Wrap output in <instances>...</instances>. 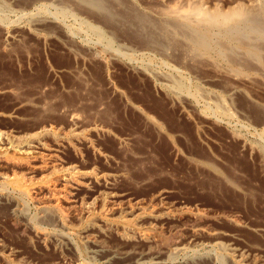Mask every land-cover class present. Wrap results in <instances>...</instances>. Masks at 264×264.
Segmentation results:
<instances>
[{"label":"rangeland","instance_id":"rangeland-1","mask_svg":"<svg viewBox=\"0 0 264 264\" xmlns=\"http://www.w3.org/2000/svg\"><path fill=\"white\" fill-rule=\"evenodd\" d=\"M37 1L0 0V131L44 133L34 157L26 141L0 154V175L36 185L35 202L0 185V264H264V56L183 66L86 7ZM47 185L65 223L37 204Z\"/></svg>","mask_w":264,"mask_h":264},{"label":"bare ground","instance_id":"bare-ground-1","mask_svg":"<svg viewBox=\"0 0 264 264\" xmlns=\"http://www.w3.org/2000/svg\"><path fill=\"white\" fill-rule=\"evenodd\" d=\"M32 1H35V0H32ZM38 1H42V0H38ZM64 1L65 2L71 1L74 5L86 7L91 12L99 15L100 19L110 26H113V25L118 26L119 25V27L121 26L120 28H127L128 30H129V28L132 29L134 31V34H136V33H140V35L142 34L141 35L142 36V45L144 44L145 47L146 46L151 47V49H154L155 52L157 51L158 53H161L162 55H164L167 58L171 57V58L177 59V63L181 64V65H183L186 60H189L188 62L190 65L195 64V65H192L193 67L197 66V64H199V63H203L205 65V64H210V62H212V63H214V65L218 64V66H219V64L220 65L224 64L230 72L233 71V72L239 73V69L242 68L239 65V63L242 62V61H240V59L245 61V59L248 58L249 60L250 59L252 61L255 60L254 62L258 63L259 60L262 58V56H264V0H231V1H229V3L226 6H223V4L220 3V0H216L215 4H213L212 6L206 5L204 0H153V3H151L147 7L145 6L147 8V10H145L143 13L142 12L139 13V12L135 11V9H133L134 7H132L133 5L132 6L128 5V3L124 2L123 0H64ZM67 7H72V6L69 5ZM99 16H97V18ZM35 20H37V19L35 18ZM29 28L31 30V27H29ZM127 29H124V30L120 29V31L128 32ZM93 30L97 35L102 36L103 30L100 31L99 27L98 28L93 27ZM93 30H91V31H93ZM132 30H131V32H132ZM8 31H6V32L8 33ZM54 31H56V30H54ZM51 32H53V31H51ZM94 32H93V34H94ZM4 33H2V35H4ZM53 36H51V37H53ZM110 38L107 39L108 45H110V42L112 40ZM128 43H130V42H128ZM68 51L74 52V50L72 48H70L69 46H68ZM245 63L247 64L250 62L246 61V62H244V64ZM249 65H251V64H249ZM244 67L246 68V66H244ZM249 67L250 66H248V68ZM253 67H251L253 70H256V69L262 67V71L264 72V65H261L258 67L256 65H254ZM217 70H219V69H217ZM136 71L138 72L140 70H136ZM241 73H243V72H240V74ZM169 88L171 89V91H175V92L176 91L181 92V91L186 90L185 84L179 80L174 81V82L172 81ZM227 88H229V91L236 90V88H234L232 86H230V87L227 86ZM161 89H163V88H161ZM164 89H166V86ZM194 90L198 93V91H199L198 85L195 84ZM190 94H191V92H190ZM192 95H194V94H192ZM207 110H208V108H207ZM216 111L218 113H222L224 115L229 114L227 112V110L224 108L222 100L220 102H218V104L216 105ZM150 117L146 116V120H147V122L150 121L153 123V121L151 120ZM69 118H70L69 120H72V121L75 120L73 113H70ZM43 126L44 125H42L41 127L43 128ZM263 127H264V125H263ZM38 131H39V129H38ZM38 131L33 132V133H28V134L23 135L21 137L12 136V134L8 135L5 132L0 131V154L6 153V151L9 148L11 150L12 149L11 146H14V143L25 142V141L27 143H29L28 148L22 150L21 152L25 153V154L35 153L36 151L33 149H32L33 151H31V148H33V147L38 148V145H40L39 144L40 142L38 143L37 140L40 139L39 136L41 134L44 135L43 132H40L41 130L39 132ZM45 132H46V130H45ZM48 132H49V130H48ZM261 133L264 136V128L262 129ZM50 134H51V131H50ZM260 137H261V135H260ZM35 141H36V144L32 145L31 143H33ZM21 146H22V144H21ZM23 146H24V144H23ZM29 147H31V148H29ZM39 148H41V147H39ZM14 149H15V146H14ZM14 149H12V150H14ZM40 150H42V148ZM40 150H38V151H40ZM15 151H16V149L14 150V152ZM16 152H18V151H16ZM31 154H29V155L31 156ZM39 155H40V153H39ZM34 156L35 155L33 154V157ZM17 158L18 157H15L14 160H16ZM8 163H9V161H8ZM34 167L35 166H32V168H34ZM66 170L67 171L69 170V172H68V174L66 172V174L68 176L65 174L67 177L64 175V177H65L64 180L66 179L65 181H69V180L73 181L74 185L78 186L80 181L76 180V179H77V176L79 174L76 173L77 176L75 175L76 178H74L73 173H75L74 172L75 170H73L72 167L66 168ZM93 179H94V177H93ZM96 180H97V178L95 179V181ZM29 183H28V181L26 183V181L23 180L22 176L20 177V175H19V177L16 175L15 176L14 175L8 176V174L7 175L6 174L0 175L1 188L3 186L11 187L13 189V191L16 190L21 195L27 197L28 199L32 198V201H34L33 198L35 199L36 195L34 194L33 188L35 189L36 185L34 187H32V186H30ZM46 184H44V185H46ZM48 185H47V194L49 192L50 196L48 194V196L44 195L45 197L42 196L41 198H37V204H38L40 210L42 211V213L48 214V216L51 215L53 217H56V219H58L60 222L65 223L67 217H65V215L63 214L64 212H62L61 208L59 207L60 206L58 204L59 197H58V193L54 189L55 185L53 187H51V186L49 187ZM76 186H74V188H76ZM39 188H41V187H39ZM6 189L7 188H5L4 190H6ZM12 189H11V191H12ZM93 203H94L93 200L87 201L86 206L90 207L93 205ZM82 210H83V208H82ZM89 212H90V210H89ZM50 220H52V219H50ZM36 234L40 235V238L42 237V239H46L49 236V233H44V232L42 233L40 231L37 232V230H36L35 235ZM216 245L218 248L222 246L220 243H216ZM223 246H224V244H223ZM182 249H183V246L182 247L176 246L174 248H171L172 253H174L178 250H182ZM151 257L154 259V262H153L154 264H161L162 258L159 257L158 254L155 253V254L151 255ZM149 262H151V259ZM237 263H239V262H237Z\"/></svg>","mask_w":264,"mask_h":264}]
</instances>
